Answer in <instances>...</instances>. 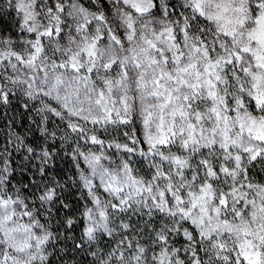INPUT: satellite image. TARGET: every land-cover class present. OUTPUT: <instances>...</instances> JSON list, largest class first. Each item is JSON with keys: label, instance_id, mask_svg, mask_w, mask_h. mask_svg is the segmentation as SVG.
Returning a JSON list of instances; mask_svg holds the SVG:
<instances>
[{"label": "snow or ice", "instance_id": "1", "mask_svg": "<svg viewBox=\"0 0 264 264\" xmlns=\"http://www.w3.org/2000/svg\"><path fill=\"white\" fill-rule=\"evenodd\" d=\"M0 264H264V0H0Z\"/></svg>", "mask_w": 264, "mask_h": 264}]
</instances>
